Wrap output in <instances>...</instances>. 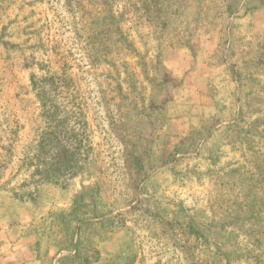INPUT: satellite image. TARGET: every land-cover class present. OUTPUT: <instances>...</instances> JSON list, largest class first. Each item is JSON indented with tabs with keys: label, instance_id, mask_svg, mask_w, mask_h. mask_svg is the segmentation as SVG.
<instances>
[{
	"label": "rangeland",
	"instance_id": "1",
	"mask_svg": "<svg viewBox=\"0 0 264 264\" xmlns=\"http://www.w3.org/2000/svg\"><path fill=\"white\" fill-rule=\"evenodd\" d=\"M0 264H264V0H0Z\"/></svg>",
	"mask_w": 264,
	"mask_h": 264
},
{
	"label": "trees",
	"instance_id": "2",
	"mask_svg": "<svg viewBox=\"0 0 264 264\" xmlns=\"http://www.w3.org/2000/svg\"><path fill=\"white\" fill-rule=\"evenodd\" d=\"M33 88L36 92V96L41 104V115L43 117L46 128H51L50 131H45L40 135V140L38 141L37 148L40 153H48L51 158V165L54 166L53 169H46L42 171L44 173V179L49 180L50 174L52 171H59L63 173H68V165L63 161V159L59 156L55 147L61 146L64 142H59L56 136V126L59 118V113L62 112L56 104H53L48 100V92L44 89L43 86H38L35 83V80L32 76ZM51 136V137H50ZM38 172V171H36ZM39 173V172H38Z\"/></svg>",
	"mask_w": 264,
	"mask_h": 264
}]
</instances>
